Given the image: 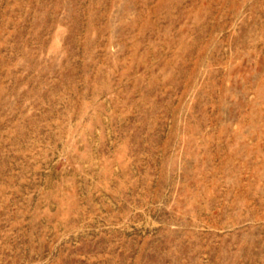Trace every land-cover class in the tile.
<instances>
[{
    "label": "rangeland",
    "instance_id": "rangeland-1",
    "mask_svg": "<svg viewBox=\"0 0 264 264\" xmlns=\"http://www.w3.org/2000/svg\"><path fill=\"white\" fill-rule=\"evenodd\" d=\"M0 264H264V0H0Z\"/></svg>",
    "mask_w": 264,
    "mask_h": 264
}]
</instances>
